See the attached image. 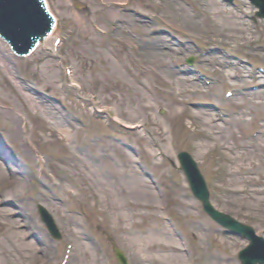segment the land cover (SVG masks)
<instances>
[{"label":"rangeland","instance_id":"rangeland-1","mask_svg":"<svg viewBox=\"0 0 264 264\" xmlns=\"http://www.w3.org/2000/svg\"><path fill=\"white\" fill-rule=\"evenodd\" d=\"M49 1L70 38L52 34L22 57L0 39V264H120L116 246L128 264H240L249 238L204 210L179 157L197 160L216 206L264 237V81L245 92L256 72L264 79L259 7L216 0L229 12L215 14L206 0ZM117 20V31L94 33L93 23L112 29ZM205 100L224 102L230 116L215 106L208 116ZM239 110L248 123L232 117Z\"/></svg>","mask_w":264,"mask_h":264},{"label":"bare ground","instance_id":"bare-ground-1","mask_svg":"<svg viewBox=\"0 0 264 264\" xmlns=\"http://www.w3.org/2000/svg\"><path fill=\"white\" fill-rule=\"evenodd\" d=\"M201 2L203 1H205V0H200ZM206 1H208V3L211 5V4H213V6H214V13L216 14V12L215 11H221V13L222 14H227L228 12H229V10L226 8V7H224L223 5L221 6L219 3H218V1H216V0H206ZM48 2V1H47ZM166 2L167 3H169L170 2V0H166ZM211 2V3H210ZM254 3H255V5L257 6V7H259L258 8V11H259V14H261V15H264V0H258V1H253ZM48 4H49V2H48ZM207 6V7H205V5H204V3H203V5H201V3H199V5L197 4V9L199 10V12H203V10H205L206 12H208L209 14H212L211 12H212V9H211V6ZM49 7H51L50 6V4H49ZM210 7V8H209ZM51 10H52V8H51ZM199 12H197L199 15H202V13H199ZM220 13V14H221ZM209 20H210V22L212 23V24H214L215 26H216V24H217V22H218V20L217 19H215V18H213V16L212 17H209ZM120 21H118V26H116V28H118L119 29V26H121V24L119 23ZM124 23H122V25H123ZM57 27H58V20H57V17H56V24H55V28L54 29H52V30H50V32H48L47 34H54L56 31H57ZM215 29V28H214ZM240 29H242V27H240ZM239 29V30H240ZM240 31H242V30H240ZM44 37H46V35H43ZM49 36V35H48ZM48 38V37H47ZM42 40V39H41ZM40 40V41H41ZM214 42H216V43H219V40H217V39H215V40H213ZM222 50V49H221ZM222 51H224V50H222ZM225 52V51H224ZM255 53L256 54H258L259 52H257V51H255ZM262 56H264V53L263 52H261L260 53ZM260 54H258V55H260ZM219 56V55H218ZM211 58H217V54H215V55H211L210 56ZM218 59V58H217ZM192 60V58H190V57H188V59H187V61H191ZM260 70V72H261V75L262 76H264V69H259ZM256 77L255 78H252L250 81H249V83L250 84H246V91L245 92H247V90H248V92H250V91H252L253 90V88H257V87H254V86H257V84L259 83V80H262V81H264V79H262V78H260V75H259V73L258 72H256ZM199 77L201 78V79H203L202 77H203V75H199ZM256 79V80H255ZM205 81H206V78H205ZM205 91H203V93H204ZM225 95L227 96V97H229V96H231V97H233L234 96V92H233V90H231V89H226V91H225ZM42 102L45 104V102L42 100ZM204 104H205V106H204V108H207L208 109V111H205V113L208 115V113H211L212 111V109H214L213 108V106H215V107H217V108H219V110L220 109H226L225 107H224V105H223V103L224 102H221L220 101V103L218 104V103H216V102H213L212 100H205L204 102H203ZM258 104V103H257ZM198 106V105H197ZM44 108H45V110H46V112L48 113H50L51 115H49L50 117H56L54 120H55V122H59L58 120H62L61 119V117H59L58 115H56L55 114V112H53L52 110L53 109H50V106H49V109L47 108L46 109V107L44 106ZM194 110H196L195 109V107L193 108ZM53 112V113H52ZM219 112V111H218ZM230 114H231V112L228 110V109H226V110H224V114H222V115H225L226 116V118L228 117V116H230ZM194 115H198L197 113H194ZM209 116V115H208ZM246 116V115H245ZM245 116H243V113H242V111L241 110H239V112H237L236 113V116L235 115H232V117H234V119H235V121L237 120L238 122H240L242 125H244V123H248V121L245 119ZM254 116H255V114L254 113H252V118H254ZM113 118L114 119H116L117 121H121V122H123L124 124H127L128 125V122H125L124 120H122L121 119V117L119 116V115H117V114H113ZM209 118H211V119H214V118H212V117H209ZM215 118H217V119H219L220 120V118H221V120L222 121H225V122H228V121H226L227 119L226 118H224V117H220V114L218 115V117H216L215 116ZM216 120V119H215ZM214 120V121H215ZM231 121V120H230ZM229 121V122H230ZM236 121V122H237ZM216 122V121H215ZM62 124H63V122H62ZM200 125H201V122H198L197 123V125H195L194 127L196 128V131H198L199 133H200V131L202 132V134H207V136L209 135V132H211V130L210 129H207V128H205V127H201V129H200ZM62 129V131L63 132H66V133H69L65 128H61ZM259 133H262V131H260L259 130ZM202 139V138H201ZM6 151H7V156L10 158V161L11 162H13V161H15L16 160V157L14 156V155H11L12 153L11 152H14V151H12L8 146H6ZM183 154H185L186 156H188V157H192V156H190V154L189 153H183ZM6 156V155H5ZM184 160L182 159L181 160V162H183ZM180 162V163H181ZM241 165H239V167H241L242 168V166L243 167H245V164L243 163V160L241 159ZM191 163V162H190ZM260 163V162H259ZM192 164V163H191ZM194 164H195V167H196V169H197V172H194V173H188L187 171H186V168L185 167H183V168H185L184 169V171L189 175L186 179H187V181H188V183L191 185V187H193L194 185H195V183H196V185L197 184H200V183H203V182H207L208 183V181H207V179H206V176H205V174H204V172L201 170V168H200V165H199V163L197 162H195L194 161ZM8 165V164H7ZM252 166L251 165H249L248 166V168H246L245 169V171H250V168H251ZM18 171L19 170V167H16L13 171ZM19 173H20V175L18 176V180H21L24 176H25V173L22 171H20L19 170ZM250 177H253V175L252 176H250ZM260 178H264V175H261L260 176ZM198 180H200V182L198 181ZM202 190L206 193L207 191H206V189L205 188H203L202 187ZM52 199V198H51ZM202 201V200H201ZM41 203V202H40ZM203 203H207V199H204V202ZM213 203V205L215 206V203L214 202H212ZM41 205H42V203H41ZM45 206H47L46 204H44ZM139 205H143V203L142 202H139ZM208 206V205H207ZM213 206V207H214ZM48 207V206H47ZM212 207V206H211ZM210 207V208H211ZM219 208V207H218ZM49 209V208H48ZM228 216H232V215H230V214H228ZM26 219L27 218H25V220H23V222L24 221H26ZM33 226H35V225H30V227L31 228H33ZM229 228L230 229H233V225H229ZM234 229H236V227H234ZM166 246H168V247H166V248H169L170 247V244H166ZM116 249H117V251H120V250H122L121 248H119L118 246H116V247H114V254H117V251H116ZM259 251H260V248H258L257 250H255L253 253H254V255H255V262L257 263V264H262V257H259L258 256V253H259Z\"/></svg>","mask_w":264,"mask_h":264},{"label":"water","instance_id":"water-1","mask_svg":"<svg viewBox=\"0 0 264 264\" xmlns=\"http://www.w3.org/2000/svg\"><path fill=\"white\" fill-rule=\"evenodd\" d=\"M33 13L36 15L37 18L39 16V18L35 19L34 14H32L31 16L28 15L27 20H28V23L30 22V24L28 25V28H27L28 32L26 34V40H25L26 42H30L31 32H34L36 30L35 29L36 25H42L44 23H45L44 25H46V23H47V19H46L45 15L43 14V12L40 10V8L37 5L34 6ZM49 27H51V25ZM41 35L42 34H40V37H41ZM202 196H205L204 191L202 193ZM206 204H208V203H206ZM210 207H211V205L209 203L207 206L208 211L212 215L218 217V219L221 222H223L224 224L233 225V228L236 227V225L240 224L239 221L235 220L231 216L226 215L224 212H221L220 210H216L215 208H213V207L210 208ZM116 251H117V249H116ZM120 254H121V252L117 251V255L119 256Z\"/></svg>","mask_w":264,"mask_h":264}]
</instances>
